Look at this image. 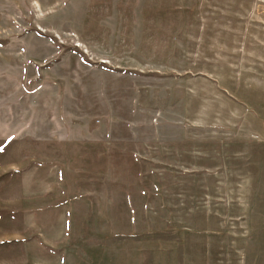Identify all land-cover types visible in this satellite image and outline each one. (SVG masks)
I'll return each mask as SVG.
<instances>
[{
	"label": "rangeland",
	"instance_id": "rangeland-1",
	"mask_svg": "<svg viewBox=\"0 0 264 264\" xmlns=\"http://www.w3.org/2000/svg\"><path fill=\"white\" fill-rule=\"evenodd\" d=\"M0 145V264H264V0H0Z\"/></svg>",
	"mask_w": 264,
	"mask_h": 264
},
{
	"label": "crops",
	"instance_id": "crops-1",
	"mask_svg": "<svg viewBox=\"0 0 264 264\" xmlns=\"http://www.w3.org/2000/svg\"><path fill=\"white\" fill-rule=\"evenodd\" d=\"M149 145H151V144H149ZM145 146H147V145H145ZM154 146H161V145L155 143ZM143 147H144L143 145H138L136 147L133 144L130 146V149H128V152H129V154L131 156V158H130L131 161L138 162V163H142V162H144V160H147V156L148 155L146 153V150L143 149ZM174 149H176L177 152L179 153V147L176 146ZM137 173H139V175L141 177L147 176L146 171H140V172H137Z\"/></svg>",
	"mask_w": 264,
	"mask_h": 264
},
{
	"label": "snow or ice",
	"instance_id": "snow-or-ice-1",
	"mask_svg": "<svg viewBox=\"0 0 264 264\" xmlns=\"http://www.w3.org/2000/svg\"><path fill=\"white\" fill-rule=\"evenodd\" d=\"M0 151H3V146L2 145H0Z\"/></svg>",
	"mask_w": 264,
	"mask_h": 264
}]
</instances>
